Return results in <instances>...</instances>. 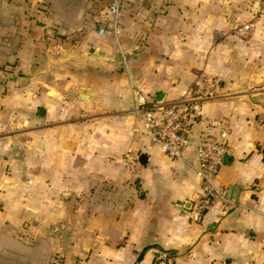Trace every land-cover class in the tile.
<instances>
[{"label": "crops", "instance_id": "crops-1", "mask_svg": "<svg viewBox=\"0 0 264 264\" xmlns=\"http://www.w3.org/2000/svg\"><path fill=\"white\" fill-rule=\"evenodd\" d=\"M101 14L91 0H0L1 162L20 164V148L35 161L36 133L45 137L32 186L13 176L0 186V264H51L56 254L61 264H264L257 0H122L116 35L110 23L98 33ZM206 78L214 97L183 159L171 160L141 134L134 102L174 103ZM214 120L229 132L216 182L230 204L215 201L194 224L195 144Z\"/></svg>", "mask_w": 264, "mask_h": 264}, {"label": "built area", "instance_id": "built-area-1", "mask_svg": "<svg viewBox=\"0 0 264 264\" xmlns=\"http://www.w3.org/2000/svg\"><path fill=\"white\" fill-rule=\"evenodd\" d=\"M99 4L102 17L98 33H106V25H112L114 35L119 30L122 0H91ZM258 13L264 14V0H257ZM249 26L243 25L242 31ZM215 82L209 78L195 83V89H188L182 98L174 103H164L154 97L138 95L132 112L143 136L158 146L171 160H181L191 144L193 127L197 124L202 104L214 97ZM229 132L223 121L214 120L203 124V132L195 144L198 160L196 176L201 181V193L193 202L189 213L191 223L202 222L215 201L229 203L227 189L217 184L220 168L230 155ZM51 264H61L56 254Z\"/></svg>", "mask_w": 264, "mask_h": 264}, {"label": "rangeland", "instance_id": "rangeland-1", "mask_svg": "<svg viewBox=\"0 0 264 264\" xmlns=\"http://www.w3.org/2000/svg\"><path fill=\"white\" fill-rule=\"evenodd\" d=\"M24 128H26V126L21 127V130H24ZM20 140H21V143H24V142L26 143V140H28V138L26 135L25 136L21 135ZM44 140H45V137L42 131L37 132L36 137H35L37 146H36V149L32 151V157H30V158H33V160L36 157V160L32 161L29 164L27 163L26 159H23L29 156L27 154L28 150L24 148H20L19 150L13 151L14 156H17V155L20 156V164H17L16 166H14V168L10 163L5 164V162L3 163V161L1 162L0 160V186L1 187L2 186L11 187L13 183H16L12 181V176L13 178L18 177L20 179L21 188L23 187L22 183H26L27 185L30 184V186H32L33 182H28L27 180L28 179L27 173L36 172L37 175L43 173V157H44L43 142ZM35 162H36V165H35ZM3 177H4V181L1 180ZM35 184L37 185V182H35ZM14 186H16V184H14ZM0 201H2V198H0Z\"/></svg>", "mask_w": 264, "mask_h": 264}, {"label": "water", "instance_id": "water-1", "mask_svg": "<svg viewBox=\"0 0 264 264\" xmlns=\"http://www.w3.org/2000/svg\"><path fill=\"white\" fill-rule=\"evenodd\" d=\"M92 53H94L93 51H92ZM97 54H95L96 56L99 54V55H101L102 54V52H96ZM117 59H120L119 57H117ZM82 98L84 97L85 99L87 98V96H81ZM145 160H146V157L144 156V155H140V157H139V163L140 164H145Z\"/></svg>", "mask_w": 264, "mask_h": 264}]
</instances>
